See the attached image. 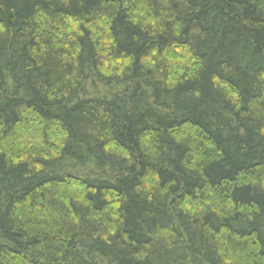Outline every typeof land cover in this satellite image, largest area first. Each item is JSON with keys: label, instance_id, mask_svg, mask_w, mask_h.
Returning a JSON list of instances; mask_svg holds the SVG:
<instances>
[{"label": "trees", "instance_id": "1", "mask_svg": "<svg viewBox=\"0 0 264 264\" xmlns=\"http://www.w3.org/2000/svg\"><path fill=\"white\" fill-rule=\"evenodd\" d=\"M0 264H264V0H0Z\"/></svg>", "mask_w": 264, "mask_h": 264}]
</instances>
